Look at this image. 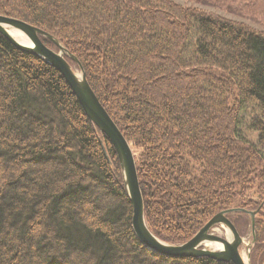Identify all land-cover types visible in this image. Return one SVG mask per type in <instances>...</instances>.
Instances as JSON below:
<instances>
[{"label": "trees", "instance_id": "16d2710c", "mask_svg": "<svg viewBox=\"0 0 264 264\" xmlns=\"http://www.w3.org/2000/svg\"><path fill=\"white\" fill-rule=\"evenodd\" d=\"M188 1L264 25V0ZM0 15L79 60L132 149L158 238L183 243L223 209L259 206L241 197L264 195V31L173 0H0ZM131 217L109 139L58 69L0 34V264H233L151 251Z\"/></svg>", "mask_w": 264, "mask_h": 264}, {"label": "water", "instance_id": "95a60500", "mask_svg": "<svg viewBox=\"0 0 264 264\" xmlns=\"http://www.w3.org/2000/svg\"><path fill=\"white\" fill-rule=\"evenodd\" d=\"M10 30L20 32L26 38L27 43L16 40ZM0 34L18 49L34 54L58 69L89 120L109 139L115 149L123 186L131 203L133 231L147 249L167 257L207 256L233 264H248V257L244 258L240 250L243 242L242 237L226 215L239 210L249 216L251 240L246 244V253H249L250 246L255 241V216L264 207V199L254 210L227 208L219 211L208 219L189 240L183 243L173 244L158 238L149 229L144 217L143 198L132 149L88 84L79 60L53 35L18 18L0 15ZM40 37L48 39L55 49L46 46ZM66 57L72 63L67 61ZM217 225L224 226L228 237H221L212 232ZM211 245H214V248H210Z\"/></svg>", "mask_w": 264, "mask_h": 264}, {"label": "rangeland", "instance_id": "374dc122", "mask_svg": "<svg viewBox=\"0 0 264 264\" xmlns=\"http://www.w3.org/2000/svg\"><path fill=\"white\" fill-rule=\"evenodd\" d=\"M173 1L180 4V5L196 7V8L208 11V12L210 11V12L220 14L226 18L241 21V22L245 23L247 26H249L250 28L255 29L256 31H264V25H260L254 21H250V20H247L245 18H241L235 14L230 13L229 11H225V10L215 8L212 6L210 7L207 5L200 4V3H195L192 1H188V0H173ZM251 139H253L252 136H251ZM134 150H135V154L137 156H139L140 150L137 147H135ZM262 157L264 159V152L262 153ZM256 182L257 181H254V183H256ZM257 183H259V182H257ZM242 193L244 194V196H242L241 199H243L244 202L251 201V200L254 202H256V201L261 202L264 199V195H260L259 193H257L255 187H252V185H251L250 189L243 191ZM239 199H240V197H238V200ZM232 218L235 221L237 231L239 232V234L242 237L243 242L240 246V250L244 254V258L248 257V264H264V260H261V258H259L260 257L259 254H260L261 250L257 249V251H254V250L251 251L250 250L251 248H250L249 253H246V251H247L246 250L247 249L246 244L249 243L251 240L249 216L247 214H234V215H232ZM255 219H257L259 221L258 227H257L258 228L257 232L259 233L260 228L264 229V207H263V212H260V215L259 214L256 215ZM212 232L218 236H221V237H228L226 229L224 228V226H221V225H217L212 230ZM259 236H260V234H259ZM261 239H264V230H263V234H261ZM210 248H214V245L213 246L211 245Z\"/></svg>", "mask_w": 264, "mask_h": 264}, {"label": "bare ground", "instance_id": "6f19581e", "mask_svg": "<svg viewBox=\"0 0 264 264\" xmlns=\"http://www.w3.org/2000/svg\"><path fill=\"white\" fill-rule=\"evenodd\" d=\"M11 35L18 41L27 43L26 38L18 31L16 30H10ZM242 256L244 257V254L242 253Z\"/></svg>", "mask_w": 264, "mask_h": 264}]
</instances>
